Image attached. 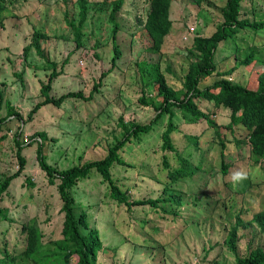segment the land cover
I'll use <instances>...</instances> for the list:
<instances>
[{"label": "rangeland", "instance_id": "1", "mask_svg": "<svg viewBox=\"0 0 264 264\" xmlns=\"http://www.w3.org/2000/svg\"><path fill=\"white\" fill-rule=\"evenodd\" d=\"M85 1L81 47L73 28L81 20L79 0H13L3 12L0 119L7 120L0 128V138L5 136L0 141V187L19 170L17 139L26 166L0 202L9 219L0 223V264H65L71 247L65 242L60 180L51 182L40 168L38 143L44 140L47 162L58 172L108 156L132 125L156 118L161 84L174 92L185 90L188 75L204 64L203 40L224 22L227 0H170V29L159 47L146 29L153 0H125L115 21L118 0ZM240 19L245 26L220 44L214 58L217 72L200 88L227 80L264 90V0H242ZM35 33L43 36L41 47L57 66L50 96H88L104 75L92 101L45 106L29 119L34 106L44 101L41 89L54 70L34 48L25 55ZM113 37L122 53L114 67ZM196 102L219 131L205 119L174 109L179 128L173 134L175 150L164 148L169 121L164 114L151 132L119 151L124 164L111 168L114 184L129 202L160 200L158 208H128L97 171L70 189L76 217L85 213L89 225L82 232L99 234L96 264H236L252 251L264 252L258 224L264 214V155L252 152L244 126L234 134L225 128L231 107L215 100ZM9 105L21 118H8ZM184 167L195 173H174ZM237 173L243 178L235 180Z\"/></svg>", "mask_w": 264, "mask_h": 264}, {"label": "trees", "instance_id": "2", "mask_svg": "<svg viewBox=\"0 0 264 264\" xmlns=\"http://www.w3.org/2000/svg\"><path fill=\"white\" fill-rule=\"evenodd\" d=\"M125 0H118L115 4L112 13V19L115 21V13L119 12L124 5ZM242 0H227L223 9L224 22L219 26L216 34L210 39L203 40V54L205 57L204 64L201 68H197L191 72L185 83V90L182 92H174L168 90L164 84L159 86V96L161 97V104L156 107L158 111L157 116L154 120L146 124H134L126 132L123 139L118 140L117 143L109 151V155L101 160L87 162L81 166H74L63 172H58L56 169L51 167L44 154V140L38 143L37 159L40 168L47 174L48 179L53 182L54 180H60L58 185L60 197L63 202V212L65 213V242L69 247V253L64 256L65 264H96V254L100 247L99 234L97 231H90L87 234L82 232V228L88 229L89 225L86 221L85 213L79 218L75 215V207L73 200L70 195V189L78 179L87 178L93 171H97L104 180L108 181L112 195L122 204L128 208L134 206L150 205L158 208L160 200H144V201H132L129 202L126 195L120 191V189L114 184L111 175V168L113 164L118 163L124 164L119 151L133 140H139L144 134L151 132L155 124L162 118L164 114L169 115V121L166 131L163 134L164 148L168 150H175L173 144V134H175L179 128L174 124V109L183 110L189 113L191 116L197 119H205L209 126L216 131H219L220 126L208 115L202 112L198 107L196 100L207 99L215 100L217 103H223L226 106L231 107V121L225 128L234 131L238 127L244 126L246 131L245 139L251 150L256 155H264V90H249L241 85H235L230 81L221 80L214 82L211 86L204 89L200 88V83L213 73L217 72V66L215 65V51L219 48L220 44L231 37L234 32H239L245 26V21L240 19V4ZM7 2H13V0H0V28L4 23L3 12L8 8ZM81 8V20L78 26L73 28L76 32V42L79 47L82 44V28L87 19V2L85 0H79ZM170 0H153L152 8L148 16L146 29L156 44L157 47L162 45L164 37L167 35L170 29V21L168 19V9ZM116 24V29H118ZM261 27V25H257ZM43 36L40 33L34 34V40L32 44L25 48L24 53L27 55L32 48L38 53L40 57L44 59L46 64L53 67V72L49 76V80L42 86V95L44 101L37 103L29 114V119L32 120L33 116L38 113L45 106H56L59 107L63 102L70 99L82 100L89 102L94 99V94L100 92V87L103 85L102 79L93 86L92 91L87 96L81 92H70L62 95L59 98H53L50 96L51 85L54 79L58 76L56 73V64L51 62L45 55L44 50L41 47L40 40ZM115 56L112 59V66L114 67L116 61L122 57V53L116 44V37H113ZM253 58V57H251ZM3 101V96H1ZM10 117L21 118L20 115L15 113L14 107L9 105L8 108ZM7 119H0V128ZM20 135V134H19ZM44 136V135H43ZM219 138L221 134H218ZM195 140L193 136L189 137ZM4 137L0 138V141L4 140ZM44 139V138H43ZM222 139V137H221ZM16 144L18 145V160L19 170L8 177L0 187V202L3 200V195L9 189L11 182L16 179L25 169L26 159L21 154L22 143L17 139ZM222 152L221 156L224 157V151L226 145L224 141L220 142ZM34 145V143H30ZM192 162V161H191ZM194 163V162H192ZM221 169L224 174L229 171L228 165L222 159ZM188 172L191 174L195 173L194 169L188 171L186 167L177 169L174 173H178V176H186ZM176 178V177H175ZM29 185H32L29 180ZM178 203V202H175ZM179 204V203H178ZM8 221L5 209L0 208V223L2 221ZM260 228L264 231V214H261L258 222ZM82 227V228H81ZM236 264H264V252L263 251H252L245 258H238Z\"/></svg>", "mask_w": 264, "mask_h": 264}, {"label": "clouds", "instance_id": "3", "mask_svg": "<svg viewBox=\"0 0 264 264\" xmlns=\"http://www.w3.org/2000/svg\"><path fill=\"white\" fill-rule=\"evenodd\" d=\"M243 177L241 176L240 173H237L235 176H234V179L235 180H239V179H242Z\"/></svg>", "mask_w": 264, "mask_h": 264}]
</instances>
